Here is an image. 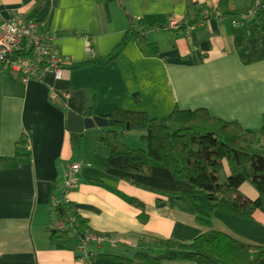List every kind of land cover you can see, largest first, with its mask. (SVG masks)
Wrapping results in <instances>:
<instances>
[{"label": "crops", "instance_id": "1", "mask_svg": "<svg viewBox=\"0 0 264 264\" xmlns=\"http://www.w3.org/2000/svg\"><path fill=\"white\" fill-rule=\"evenodd\" d=\"M257 2L264 4L0 0V23L31 17L40 32L54 35L55 50L72 63L59 80L49 73L42 81L28 83L0 64V157L9 158L0 166V264H78V239L70 247L60 246L64 242L52 240L50 234L61 219L50 228L48 217L64 197V172L75 163L81 164L78 186L67 199L87 220L89 232L117 240L93 248L97 256L133 258L160 250L158 240L191 244L210 230L264 246L263 212L247 220L217 209L212 226L204 227L196 221L192 205L178 199L190 185L159 165L148 176L128 180L122 171L107 166L109 153L90 138L92 131L85 130L74 143L66 125L68 111L93 118L127 108L165 120L175 107L204 108L214 117L239 122L255 134L256 143L264 132V17L255 23L232 21ZM218 15L225 19L220 21ZM172 20L194 25L178 35L162 28ZM131 25L138 30L154 27L147 30L142 45L130 34L123 43ZM204 42L210 45L207 57ZM115 51V58L108 60ZM87 59L91 62L82 65ZM97 130L100 134L104 129ZM24 134H30L25 156H16ZM142 135L127 133L123 141L143 148ZM136 203L145 207V222ZM97 264L132 263L101 256Z\"/></svg>", "mask_w": 264, "mask_h": 264}, {"label": "trees", "instance_id": "2", "mask_svg": "<svg viewBox=\"0 0 264 264\" xmlns=\"http://www.w3.org/2000/svg\"><path fill=\"white\" fill-rule=\"evenodd\" d=\"M41 9L38 6L34 13ZM264 17V4L255 23ZM31 19V17L29 18ZM194 23H182L177 28L162 27L172 33L182 35ZM151 26L150 28H153ZM130 26L123 43L130 34L139 45L145 41L148 29ZM210 50L209 43L202 44L204 56ZM115 51L108 60L115 58ZM87 59L82 65L89 64ZM81 65V66H82ZM72 68L71 65L66 68ZM104 118L112 120L121 128H104L100 141L108 148L107 166L124 173L128 180L135 176H148L154 165L168 169L178 181L192 187L183 192L178 199L192 205L196 221L210 228L212 215L217 209L250 220L257 212L264 213V148L253 151L255 134L245 129L237 121H227L210 115L207 109L183 110L175 107L167 120L150 116L143 110L117 108ZM143 132L145 148H133L123 141L126 132ZM264 130V128H263ZM30 134H24L16 145V156H25ZM9 160L0 157V166ZM225 166L229 176L225 173ZM251 183L258 191V198L252 200L242 194L240 188ZM143 210L142 221L148 219L144 205L136 203ZM58 217L75 223L65 230L51 231V239L61 241L60 246H71L73 239L80 238L87 230L88 222L82 218L70 202L64 200L55 209ZM77 242V243H78ZM160 250L136 253L133 258L116 255H99L125 260L132 264H162L164 261H193L197 264H264V246H252L239 242L228 235L210 230L191 244H180L173 240H158ZM76 246V245H75ZM75 249V247H74Z\"/></svg>", "mask_w": 264, "mask_h": 264}, {"label": "built area", "instance_id": "3", "mask_svg": "<svg viewBox=\"0 0 264 264\" xmlns=\"http://www.w3.org/2000/svg\"><path fill=\"white\" fill-rule=\"evenodd\" d=\"M261 2L255 3L246 12H242L233 19L232 23L237 25L241 21L252 22L256 20ZM220 21L225 17L218 15ZM182 24L180 21L172 20L171 28H177ZM191 28H189L190 30ZM55 37L49 33L39 30V23L16 16L10 20L0 23V64L7 70L14 71L21 76L23 83L31 80L42 81L49 73H53L56 79H61L63 71L71 65V61L59 55L54 48ZM65 99L70 98L69 93H64ZM55 98V96H54ZM81 164H71L64 172V197L62 200L70 202L67 195L78 186V174ZM58 206V205H57ZM75 223V218L70 221L71 225L61 220L57 229L65 230ZM117 240L103 234H95L87 231L75 246L78 264H97V254L92 249L104 244H116Z\"/></svg>", "mask_w": 264, "mask_h": 264}, {"label": "rangeland", "instance_id": "4", "mask_svg": "<svg viewBox=\"0 0 264 264\" xmlns=\"http://www.w3.org/2000/svg\"><path fill=\"white\" fill-rule=\"evenodd\" d=\"M168 118H166L165 120H167ZM99 127L96 126V128H92L91 130L89 131H92L90 134V138H94L95 139V142L97 141L96 144H98V146L100 147V150L102 148L106 149L108 151V148L100 141V138L104 135V131L103 132H96L98 131ZM101 129V128H99ZM103 130V128H102ZM115 131H117L118 133H121V128H114ZM97 133V135H96ZM127 133L130 135V133H142V131H139V130H131L129 132H126V135ZM258 140L256 143H254V146H253V151L257 152L259 150H262V146L264 145H261V144H264V132H261L258 136ZM89 143L92 144V141L89 140ZM95 144V145H96ZM134 148V147H133ZM137 148H140V147H137ZM136 148V149H137ZM145 148V147H144ZM225 173L227 176H229V171H228V168L227 166H225ZM240 191L242 194L246 195L247 197H249L250 199L252 200H256L258 198V191L253 187V185L251 183H245L242 185V187L240 188ZM59 194V193H58ZM48 217L50 218V228H52V226L56 223V221L58 220V215H57V212L55 210V208H51L50 211L48 212ZM54 230V229H53Z\"/></svg>", "mask_w": 264, "mask_h": 264}, {"label": "water", "instance_id": "5", "mask_svg": "<svg viewBox=\"0 0 264 264\" xmlns=\"http://www.w3.org/2000/svg\"><path fill=\"white\" fill-rule=\"evenodd\" d=\"M67 130L71 133L74 143H77L78 138L82 136L85 130H90L94 127L99 128H116L112 120L106 119L103 116L88 118L78 115L73 111H68L66 118Z\"/></svg>", "mask_w": 264, "mask_h": 264}]
</instances>
